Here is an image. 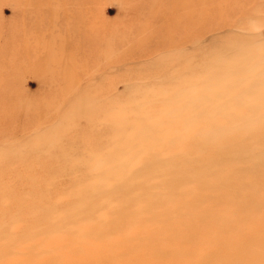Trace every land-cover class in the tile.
I'll use <instances>...</instances> for the list:
<instances>
[{
  "label": "rangeland",
  "instance_id": "rangeland-1",
  "mask_svg": "<svg viewBox=\"0 0 264 264\" xmlns=\"http://www.w3.org/2000/svg\"><path fill=\"white\" fill-rule=\"evenodd\" d=\"M0 52V264L264 259V0H0ZM183 215L188 258L115 248Z\"/></svg>",
  "mask_w": 264,
  "mask_h": 264
},
{
  "label": "bare ground",
  "instance_id": "bare-ground-1",
  "mask_svg": "<svg viewBox=\"0 0 264 264\" xmlns=\"http://www.w3.org/2000/svg\"><path fill=\"white\" fill-rule=\"evenodd\" d=\"M187 4V3H186ZM43 39V38H42ZM56 39V38H55ZM50 40V39H49ZM48 40V41H49ZM53 40V39H52ZM46 41V40H45ZM41 42V41H40ZM54 42H55V40H54ZM53 42V45H52V47L51 48H53V46L55 45V43ZM51 43V42H50ZM41 44V43H40ZM38 45V44H37ZM44 46H45V44H44ZM48 46V45H47ZM49 47V46H48ZM48 49V48H47ZM4 55H5V52H6V54H7V51H6V49H5V52L4 51H1ZM1 52H0V54H1ZM53 56H54V59L52 58V60L56 63V61H58L56 58H55V55L54 54H52ZM52 56V57H53ZM0 57H2V56H0ZM4 58H5V60H4V62L3 63H1L0 62V91H2V92H0V94H2V93H5L6 91H8V89H9V87H10V81H9V75H11V74H13L14 72V70H15V68H14V60H13V62L11 61V60H9V58H7V57H5L4 56ZM66 60V59H65ZM49 61V60H48ZM52 68V67H51ZM156 70H159V69H156ZM168 72H169V70H167ZM167 72V74H169ZM166 74V73H165ZM168 77V76H167ZM6 90V91H5ZM227 164L226 165H228L229 163L228 162H226ZM232 163V162H231ZM230 163V164H231ZM219 164H221V163H219ZM223 166H224V164H222ZM229 166V165H228ZM228 166H224V167H228ZM213 167H215L214 165L212 166L211 165V168H213ZM217 167H220L219 165L217 166ZM222 167V166H221ZM211 168H210V170H211ZM216 168V167H215ZM207 169V168H206ZM209 169V168H208ZM229 169H231V168H229ZM228 169V170H229ZM209 170V171H210ZM224 170H226V169H224ZM232 170V173H233V169H231ZM236 170V169H235ZM239 170H241V169H239ZM246 170H248V169H246ZM262 170V169H261ZM213 171V170H212ZM220 171V170H219ZM258 171H259V169H258ZM211 172V171H210ZM222 172H224V171H222ZM226 173L228 172V171H225ZM214 173V172H213ZM225 173V174H226ZM231 173V172H230ZM229 173V174H230ZM237 173V172H236ZM171 175H173V174H171ZM175 175V174H174ZM213 175H215V173L213 174ZM213 175H211V179L210 180H212L213 178H212V176ZM178 176V175H177ZM176 176V177H177ZM182 176H184V175H182ZM199 176V175H198ZM205 176V175H204ZM208 176V175H207ZM210 176V175H209ZM185 177V176H184ZM186 177H187V175H186ZM196 177V176H195ZM216 178L217 177H219V175L217 176H215ZM179 178V177H178ZM194 178V177H193ZM192 178V179H193ZM242 178V177H241ZM244 178V180H246L245 179V177H243ZM250 177H248V180L251 182L252 180H250L249 179ZM255 178V177H254ZM171 179V178H170ZM173 179V178H172ZM183 179V178H182ZM181 179V180H182ZM188 179H189V177H188ZM187 179V180H188ZM191 179V180H192ZM215 179V178H214ZM219 179V178H218ZM222 179H224V178H221V181H224V180H222ZM176 181H177V179H175ZM181 180H180V182H181ZM190 180V181H191ZM248 180H246V181H243L244 182V187H245V189L243 190V191H240V192H238V193H236L235 195L233 194V196H235L236 197V199L237 200H240V202L241 201H243L244 202V200H250V198L249 197H247L246 195H247V192L246 191H248L247 189L249 188V184H248ZM254 180V179H253ZM256 180V179H255ZM172 181H174V180H172ZM176 181H175V183H176ZM185 181V180H184ZM190 181H189V183H190ZM214 181H216V180H214ZM192 182H193V180H192ZM258 182V181H257ZM257 182H255L254 184L256 185V184H259V182L257 183ZM165 183V182H164ZM178 183V182H177ZM187 183V182H186ZM188 183V184H189ZM196 183H198V182H196ZM209 183H211V181L209 182ZM262 183V182H261ZM263 183H264V181H263ZM174 184V183H173ZM187 184V185H188ZM207 184V183H206ZM211 184H213L214 185V182L212 181V183ZM253 184V183H252ZM252 184H251V186H252ZM165 185V184H164ZM191 185V187H192V184H190ZM190 185H188V186H190ZM195 185V184H194ZM193 185V186H194ZM200 185V184H199ZM209 185V184H208ZM216 185V184H215ZM197 186V185H196ZM141 187V186H140ZM179 187V186H178ZM198 187V186H197ZM214 187V186H213ZM257 187V186H256ZM259 187V186H258ZM148 188V187H147ZM146 188V189H147ZM175 188H176V186H175ZM187 189H189V187H187ZM193 189V188H192ZM192 189H190V190H192ZM197 189H199V187L197 188ZM196 189V190H197ZM179 190V189H178ZM189 190V191H190ZM194 190V189H193ZM254 190V189H253ZM180 191V190H179ZM221 191H223V190H221ZM167 192V191H166ZM180 192H182V191H180ZM248 192H250V189H249V191ZM261 192V191H260ZM158 193V192H157ZM160 193H161V191H160ZM175 193V192H174ZM186 193V192H185ZM251 193H252V191H251ZM256 193H258V192H256ZM255 193V195H259L260 196V194L261 193H259V194H256ZM263 193V192H262ZM139 194H140V192H139ZM153 194H154V192H153ZM156 194V193H155ZM178 194V193H177ZM143 195V194H142ZM264 195V194H263ZM133 196V195H132ZM131 196V197H132ZM137 196H139V195H137ZM150 196H152V193H151V195ZM161 196V195H160ZM226 196V195H225ZM228 196V195H227ZM136 197V196H135ZM139 197H141V195L139 196ZM143 197V196H142ZM228 197H226V198H222L223 199V201H224V199H227ZM253 198H255V196L253 197ZM258 198V197H257ZM256 198V199H257ZM137 199H138V197H137ZM153 199H154V197H153ZM175 199V198H174ZM174 199H173V201H174ZM255 199V200H256ZM259 199V198H258ZM262 199V198H261ZM7 199H5V201H6ZM141 200V199H140ZM152 200V199H151ZM254 200V201H255ZM138 201V200H137ZM136 202V201H135ZM139 202V201H138ZM150 202V201H149ZM171 202V201H170ZM170 202H168V203H170ZM260 204H261V202H260ZM262 205H263V203H262ZM110 206H112L113 207V205H110ZM231 206V205H230ZM260 206V205H259ZM264 206V205H263ZM220 207V206H219ZM216 208H218L217 206H216ZM259 208V207H258ZM110 209H112V208H110ZM211 211V210H210ZM259 211V210H258ZM257 211V212H258ZM260 212V211H259ZM143 213V212H142ZM263 213V212H262ZM116 214V213H115ZM146 214V213H145ZM251 214H252V212H251ZM250 214V215H251ZM254 214H255V212H254ZM258 214V213H257ZM257 214H255V215H257ZM113 215V214H112ZM262 215H264V213L262 214ZM52 217V216H51ZM103 217V216H102ZM186 217L187 218H185V216L183 215V216H180L179 218H177V219H174V220H170V221H164V220H161L160 221V225L159 226H155L154 228L152 227V228H150V229H148V230H145V231H142L141 233L139 232V231H136V232H133L134 231V229L135 228H132V230H130L129 228H127V231H129V232H131L132 231V234L133 235H135V238H136V242H133V243H129V244H118V245H120V246H118V245H115V248H116V246L117 247H119V248H121V250H125L126 252H128L129 250H131V251H133V249L134 250H137V251H149V254H151V255H153L152 254V252L150 253V251H168L169 253H170V259L172 260V262L173 263H176V262H178L180 259H184V257L185 258H188L189 257V255L191 256L192 255V252H194V250H195V248H198L199 250H200V248H202L203 247V245H204V243H198V245L196 246V247H191L192 246V244H185L186 242H184L183 240H182V237L184 238V236H182V234L180 233V232H182V230H184V229H188V228H194V227H189V224H190V222H192L193 220H194V217L193 216H191V215H186ZM263 217V216H262ZM76 218V217H75ZM106 218H108V217H106ZM44 219V218H43ZM47 219V218H46ZM104 219V218H103ZM250 219V218H249ZM258 219H259V217L257 218V216H256V222L258 221ZM37 220H39V219H37ZM105 220V219H104ZM40 221V220H39ZM78 221V220H77ZM101 221V220H100ZM41 222V221H40ZM90 222V221H89ZM92 222V221H91ZM103 221H101V223H102ZM251 222V221H250ZM260 222H263V225H264V219H263V221H260ZM34 223V222H33ZM57 223V222H56ZM72 223H74V224H77V223H75V222H72ZM84 223H85V220H84ZM95 223V222H94ZM39 224V223H38ZM66 224H68V223H66ZM73 224V225H74ZM225 224H227V225H231V219H230V222L228 221L227 223H225ZM65 225V224H64ZM84 225L85 224H83V227H84ZM86 225H87V223H86ZM88 225H89V223H88ZM98 225H99V223H98ZM101 225V224H100ZM99 225V226H100ZM56 226V225H55ZM58 226V225H57ZM61 226H63V225H61ZM67 226V225H66ZM177 227V232L176 233H174V234H172V235H169L168 233H169V229H170V227ZM201 226H202V224H201ZM74 227V226H73ZM77 227V226H76ZM76 227H75V230H76ZM86 228L85 229H87V226H85ZM89 227V226H88ZM103 227V226H102ZM139 227V226H138ZM150 227V226H149ZM229 227V226H228ZM227 227V228H228ZM70 228H72L71 227V224H70ZM79 228V227H78ZM197 228H199V226L197 227ZM80 229V228H79ZM93 229V228H92ZM91 229V230H92ZM95 229H97V228H95ZM203 229V228H202ZM204 229H206V228H204ZM204 229H203V231H204ZM209 229V228H208ZM207 229V230H208ZM224 229H225V226H224ZM67 230H69V229H67ZM74 230V231H75ZM79 231H81V229L79 230ZM98 231H99V229H98ZM97 231V232H98ZM197 231H198V229H197ZM206 231V230H205ZM204 231V232H205ZM9 232V231H8ZM82 233H83V231H81ZM128 232V233H129ZM185 232H187V231H184V233ZM201 232V231H200ZM71 233V232H70ZM72 233H73V231H72ZM117 233H118V231H117ZM75 234V233H74ZM84 234H85V232H84ZM127 234V233H126ZM131 234V233H130ZM79 235H81V234H79ZM88 235H90V234H88ZM84 236V235H83ZM98 236V235H97ZM178 236H181L180 238H178L176 241H174V242H171L172 240V238L173 239H176ZM86 236H84V238H85ZM96 237V236H95ZM118 237V236H117ZM116 238V237H115ZM114 238V240H116ZM86 239H88V238H86ZM90 239V238H89ZM149 239H151V241L149 240ZM185 239V238H184ZM77 240L78 239H76V242H77ZM95 240V239H94ZM133 240V239H132ZM135 240V239H134ZM35 241V240H34ZM44 241H46V240H44ZM49 241V240H48ZM58 241V240H57ZM61 241H62V239H61ZM89 241V240H88ZM97 241V240H96ZM96 241H95V245H97V243L99 242V241H97V243H96ZM54 243H56L55 241H53ZM59 243H60V239H59V241H58ZM57 242V243H58ZM94 242V241H93ZM102 242V241H101ZM124 242V241H123ZM130 242H132V241H130ZM43 243H45V245L47 246V243L46 242H43ZM50 243V242H49ZM49 243H48V245H49ZM52 243V242H51ZM50 243V244H51ZM54 243H52V244H54ZM59 243H58V245H59ZM75 243V242H74ZM74 243L72 242V244L74 245ZM85 243V242H84ZM122 243V242H121ZM185 245H184V244ZM42 244V242L40 243V246H44V245H41ZM51 244V245H52ZM57 245V244H56ZM84 245V244H83ZM105 245V244H104ZM108 245V244H107ZM190 246V247H188V246ZM263 245H264V243H263ZM99 246H101V243H100V245ZM99 246H94V245H92V247L94 248V247H97V248H94L95 249V251L96 250H105V248H109V249H107V250H109V251H112V250H110V248L112 249V247L109 245V246H107V247H105V246H101L102 247V249H100V247ZM58 247H60V245L58 246ZM65 247V246H64ZM63 247V248H64ZM68 247V246H67ZM80 247V248H79ZM79 249H78V251H80V249L82 248L81 247V245H79ZM91 247V246H90ZM61 248V247H60ZM83 248H85V247H83ZM86 248H88L89 249V247H87L86 246ZM86 248H85V250H86ZM92 248V249H93ZM189 248V249H188ZM214 248V249H213ZM211 250H210V259H208V261L205 263V264H213L212 263V259H215L218 255L219 256H221V257H234L235 255H240V254H244V255H248L247 254V251L245 250V249H243L242 248V246L240 245V244H237V245H232V244H230V243H227V242H222V244L220 243L219 244V246H217V247H213ZM66 249V248H65ZM65 249H64V251H65ZM87 249V251H89ZM209 249V248H208ZM54 250V249H53ZM63 250V249H62ZM84 250V249H83ZM91 250V249H90ZM121 250H120V252H121ZM91 251H93V250H91ZM95 251H93V252H95ZM99 251H97V252H99ZM113 251H116V250H113ZM119 251V250H118ZM136 251V252H137ZM196 251V250H195ZM258 251H260V252H258ZM258 254H256V256H262V257H264V249H258ZM261 251H262V253L263 254H261ZM125 252V253H126ZM68 253V252H67ZM67 253H63L64 255H66ZM123 253V252H122ZM144 255H145V252H142ZM147 254V253H146ZM161 254V253H160ZM68 255V254H67ZM66 255V256H67ZM74 255H76V254H74ZM84 255V254H83ZM83 255L81 256L82 257V259L84 258L83 257ZM157 256H158V254H156ZM1 256H3V255H1ZM1 256H0V259H1ZM37 256V255H36ZM39 256V255H38ZM38 256H37V258L35 257V259L36 260H38L39 261V259H38ZM41 256H43V254H41ZM69 256H70V254H69ZM72 256V255H71ZM80 256V255H79ZM92 256V258H93V255H91ZM156 256V257H157ZM164 256V255H163ZM44 257V256H43ZM68 257V256H67ZM76 257H78V256H76ZM86 258L87 257H90V256H85ZM104 257V256H103ZM102 257V258H103ZM159 257H160V255H159ZM162 257V256H161ZM167 257V256H166ZM249 257V256H248ZM14 258V257H13ZM11 259V260H16L17 258H14V259ZM86 258H84V259H86ZM95 258V257H94ZM98 258V257H97ZM100 258V257H99ZM98 258V259H99ZM114 258V257H113ZM112 258V259H113ZM165 258V257H164ZM208 258V257H207ZM34 259V260H35ZM41 259H42V257H41ZM63 259H64V257H63ZM70 259H72L71 257H70ZM70 259H68V260H70ZM78 259H80V257H78ZM90 259V258H89ZM97 259V260H98ZM107 259V258H106ZM110 258H108V260H109ZM116 259V258H115ZM144 259V258H143ZM163 259V258H162ZM173 259H175V260H173ZM9 260V259H8ZM10 260V261H11ZM35 260V261H36ZM61 260H62V258H60V260H59V262H61ZM65 260H67L66 258H65ZM67 260V261H68ZM90 260H92V259H90ZM89 260V261H90ZM94 260H96V259H94ZM97 260H96V262H97ZM104 260V259H103ZM107 260V261H108ZM146 260V259H145ZM165 260V259H164ZM167 260V259H166ZM190 260V259H189ZM195 260V259H194ZM1 261V260H0ZM7 261V260H6ZM72 261H73V259H72ZM99 261V260H98ZM117 261V260H116ZM130 260L128 259V262H129ZM185 261H188L187 259H185ZM190 261H193V260H190ZM233 261H235V263L236 264H251V263H249L250 262V258L249 259H247V260H244V259H238V260H233ZM9 261H7V263H8ZM31 262V261H30ZM33 262V261H32ZM79 263H77V264H87V262H85V260H83V263H80L81 261L79 260L78 261ZM85 262V263H84ZM99 262H101V261H99ZM118 262H119V260H118ZM155 262V261H154ZM167 262V261H166ZM181 262V261H180ZM195 262V261H194ZM10 263V262H9ZM62 263V262H61ZM60 263V264H61ZM64 263V262H63ZM62 263V264H63ZM67 263H69V262H67ZM66 263V264H67ZM91 263V262H90ZM131 263V262H130ZM162 263V262H161ZM160 263V264H161ZM168 263V262H167ZM166 263V264H167ZM232 263V262H231ZM23 264V263H22ZM92 264H94V263H92ZM134 264V263H133ZM149 264V263H148ZM158 264V263H157ZM169 264V263H168ZM184 264V263H183ZM186 264V263H185ZM189 264H191L190 262H189ZM252 264H264V259H261V261H259V262H257V263H254V262H252Z\"/></svg>",
  "mask_w": 264,
  "mask_h": 264
}]
</instances>
